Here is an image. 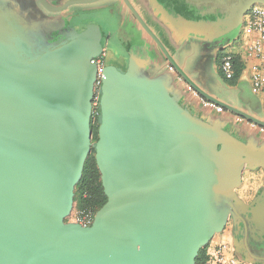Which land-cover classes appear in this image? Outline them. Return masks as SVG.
<instances>
[{
	"label": "water",
	"instance_id": "obj_1",
	"mask_svg": "<svg viewBox=\"0 0 264 264\" xmlns=\"http://www.w3.org/2000/svg\"><path fill=\"white\" fill-rule=\"evenodd\" d=\"M94 1L40 3L59 12ZM177 1L196 35L264 5ZM125 3L165 61L199 95L264 127V121L200 89ZM23 4L0 0V264H194L199 249L236 213L237 200L226 192L223 177L240 163L238 150L228 149L227 138L171 100L147 75L145 61L131 53L126 71L106 65L99 75L93 147L106 202L88 226L65 221L92 148L98 69L91 60L101 44L92 30L49 40Z\"/></svg>",
	"mask_w": 264,
	"mask_h": 264
},
{
	"label": "crops",
	"instance_id": "obj_2",
	"mask_svg": "<svg viewBox=\"0 0 264 264\" xmlns=\"http://www.w3.org/2000/svg\"><path fill=\"white\" fill-rule=\"evenodd\" d=\"M130 1L146 26L184 71L185 58L181 57V51L188 47L189 40L192 37L200 39L199 35L191 32L188 27V23H193V21L184 17L171 15L162 7H158L152 0L146 3H143L142 0ZM37 13L41 14L40 11ZM119 13L124 18L125 13H122V11L117 10L115 12L112 8L109 11H103L101 14H103L105 20L101 18V21L104 27L109 29V27L114 26L115 24H111V21ZM127 20L128 29L130 27L133 31L134 38L130 42V52L128 53L125 71L129 67L131 53L144 60V65L147 64V75L161 86L171 100L176 102L180 108L187 111L192 117L218 132L221 137L227 138L228 149L231 151L238 150L237 154L233 153L240 160V163L228 167L227 173L223 177L226 192L231 194L232 199L237 200L236 213L233 215L228 214L221 228L213 234L207 244V255L212 251L214 245L225 243L229 247V250L225 252L226 259L233 257L237 262L244 264L246 262L250 264H264V132L260 129L263 126L224 108H221V110L216 109V105L214 106L199 95L165 61L164 54L140 23L135 18L129 20L127 17ZM37 23L42 28L45 37H48L53 31H57L63 27L65 21L62 16H54L42 20L38 19ZM225 24L227 23H214L208 26L207 29L211 33L214 32L215 37L218 33L224 32L227 29L230 30L229 34L223 38L221 37L220 43L216 45L215 55H217V51L220 49L221 55L230 53L242 65L235 84H227V86L238 92L239 97L234 102L221 100L214 94H210L197 82L194 83H197L196 85H199L198 87L210 96L258 120L264 121V93L252 90L249 81L250 59L245 57L243 51V42L248 35H251L245 27V16L243 14L239 21L228 25ZM70 32L74 33V29L65 31V35ZM96 34L100 42L101 34L100 32ZM100 44L101 50L99 55L104 51L101 42ZM215 58H218V55ZM104 59L105 62H108L112 61L113 57H105ZM219 59L220 57L217 59L215 66L217 74ZM99 61L104 66L102 58ZM188 77L192 80L190 75ZM199 79L200 81L203 80L201 77ZM231 245L236 247V251L232 249Z\"/></svg>",
	"mask_w": 264,
	"mask_h": 264
},
{
	"label": "flooded vegetation",
	"instance_id": "obj_3",
	"mask_svg": "<svg viewBox=\"0 0 264 264\" xmlns=\"http://www.w3.org/2000/svg\"><path fill=\"white\" fill-rule=\"evenodd\" d=\"M24 2L23 6L25 7L26 11H31L33 15V20L37 21L38 19H47V17H54V16H62L64 17L65 24L63 27H61L57 31H53V33L48 36V39L58 40L62 38L65 35V31L74 29V34H80L81 32L85 30H92L94 32H100V42L107 40L109 38L114 37L119 42L123 53H117L116 55H112L113 60L105 62V57H107V54L105 53V50L101 55L96 56L100 60L102 58V61L104 63V66L106 65H112L116 67L120 72H124L127 67V58L128 53L130 52V42L134 38V33L130 29H128L127 26V17L129 20L131 18L136 17L134 14L130 11V8L125 3V0H97L90 3H83V4H73L67 6L65 9L59 11V12H52L47 10L43 5L40 3V0H33L32 2L28 3L26 0H14V2ZM47 3L53 5V6H60L66 3L69 0H45ZM130 3L131 1L128 0ZM143 3H146L149 0H142ZM156 3L158 7H162L164 10H166L168 13L175 17H184L185 19H188L190 14L183 12L182 5L179 4L177 0H152ZM114 9L115 12L119 10L122 13H125V16L123 18L122 14L113 15L115 19L111 21V24H115L114 26L104 27L102 24L101 19L97 16L98 13L100 14L103 11H109L110 9ZM28 9V10H27ZM40 11V15L37 13ZM115 14V13H114ZM42 15V16H41ZM123 18V19H122ZM113 22V23H112ZM104 47V46H103ZM106 55V56H105ZM216 60V59H215ZM217 63V60H216ZM97 88L95 86L94 88V94L96 92ZM93 103V102H92ZM232 249L236 251V247L231 245ZM246 264H250L247 263Z\"/></svg>",
	"mask_w": 264,
	"mask_h": 264
},
{
	"label": "built area",
	"instance_id": "obj_4",
	"mask_svg": "<svg viewBox=\"0 0 264 264\" xmlns=\"http://www.w3.org/2000/svg\"><path fill=\"white\" fill-rule=\"evenodd\" d=\"M244 16L245 27L251 34L248 35L243 42L244 55L250 59L249 81L253 91L264 93V5L254 4L250 6L244 13ZM91 61L96 64L98 69V78L95 84L97 87L100 84L99 75L103 66L96 57ZM219 68L226 79L232 78L234 73L233 56L230 53H224L221 55ZM93 102L96 104V97ZM215 107L216 109L221 110V107ZM260 129L264 132V127H260ZM75 222L83 226H88L92 222V217L89 213L80 212L77 215ZM227 250H229V247L225 243L214 245L212 251L208 253L209 258L205 264H244L242 262H237L233 257L226 259L225 252Z\"/></svg>",
	"mask_w": 264,
	"mask_h": 264
},
{
	"label": "rangeland",
	"instance_id": "obj_5",
	"mask_svg": "<svg viewBox=\"0 0 264 264\" xmlns=\"http://www.w3.org/2000/svg\"><path fill=\"white\" fill-rule=\"evenodd\" d=\"M28 3L32 2L33 0H26ZM14 11L20 13L22 10V7H20L18 4H14L13 6ZM102 13V12H101ZM98 13V17L102 20H105V17L103 14ZM33 13L29 11V17L33 18ZM239 18V15H235L232 19L228 20L224 23H231V22H237ZM225 24V25H227ZM200 36V39L196 37H192L189 40L188 47L182 49L181 51V57L185 58V69L184 73L187 75H190L192 77L193 82H197L200 86H202L205 90H207L210 94H214L215 96L219 97L221 100L226 101H235L239 94L236 92V90L232 89L231 87L227 86L225 81L220 78V76L217 74V71L215 69L216 66V60L215 56L221 53V50L219 49L217 52V55H215V49H216V41L220 39V37L215 38L214 34L211 32L201 34L198 33ZM53 40V39H49ZM102 46H104L105 53L107 54V58H111L112 55H116L117 53H123V50L114 37L111 36V38L102 41ZM219 58V57H218ZM219 67V65H218ZM220 70V68H219ZM187 75V76H188ZM202 78L203 80L200 81L199 78ZM195 83V84H197ZM197 85V86H199ZM94 101V100H93ZM93 106L94 102L92 103ZM80 212L73 211L70 212V214L66 217V221H72L75 222L77 215Z\"/></svg>",
	"mask_w": 264,
	"mask_h": 264
},
{
	"label": "trees",
	"instance_id": "obj_6",
	"mask_svg": "<svg viewBox=\"0 0 264 264\" xmlns=\"http://www.w3.org/2000/svg\"><path fill=\"white\" fill-rule=\"evenodd\" d=\"M218 57H221V54H218ZM219 63H220V59H219ZM241 68L242 65L236 60V57L233 56L234 73L232 78L226 79L222 75L220 70H218V74L225 81L226 84L234 85L239 77ZM96 88L97 90L94 94V98L96 97V105L92 107V114L90 119V129L92 132V138H91L92 148L85 159L81 177L74 187L73 206H72L73 211L89 213L92 217V220L96 212L106 202V196L103 192V187L100 180V173L95 161V151L93 147L94 143L97 140V129L100 123V108H99L100 84ZM207 246L208 245H205L199 249L195 257L194 264H205L207 262L209 258L206 252Z\"/></svg>",
	"mask_w": 264,
	"mask_h": 264
}]
</instances>
